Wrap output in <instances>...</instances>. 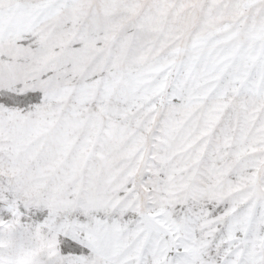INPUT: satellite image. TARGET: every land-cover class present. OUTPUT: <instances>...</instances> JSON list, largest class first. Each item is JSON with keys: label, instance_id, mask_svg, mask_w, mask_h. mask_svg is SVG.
Masks as SVG:
<instances>
[{"label": "snow or ice", "instance_id": "snow-or-ice-1", "mask_svg": "<svg viewBox=\"0 0 264 264\" xmlns=\"http://www.w3.org/2000/svg\"><path fill=\"white\" fill-rule=\"evenodd\" d=\"M0 264H264V0H0Z\"/></svg>", "mask_w": 264, "mask_h": 264}]
</instances>
